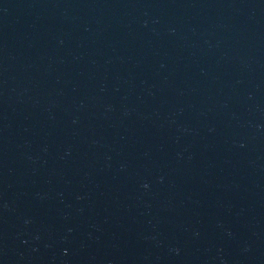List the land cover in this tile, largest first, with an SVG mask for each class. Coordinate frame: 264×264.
I'll return each mask as SVG.
<instances>
[{
  "label": "water",
  "instance_id": "obj_1",
  "mask_svg": "<svg viewBox=\"0 0 264 264\" xmlns=\"http://www.w3.org/2000/svg\"><path fill=\"white\" fill-rule=\"evenodd\" d=\"M0 264H264V0H0Z\"/></svg>",
  "mask_w": 264,
  "mask_h": 264
}]
</instances>
